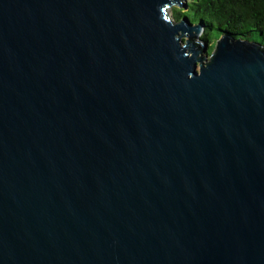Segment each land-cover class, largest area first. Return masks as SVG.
I'll return each mask as SVG.
<instances>
[{
    "label": "water",
    "instance_id": "obj_1",
    "mask_svg": "<svg viewBox=\"0 0 264 264\" xmlns=\"http://www.w3.org/2000/svg\"><path fill=\"white\" fill-rule=\"evenodd\" d=\"M184 1L0 0V264H264V45Z\"/></svg>",
    "mask_w": 264,
    "mask_h": 264
},
{
    "label": "trees",
    "instance_id": "obj_2",
    "mask_svg": "<svg viewBox=\"0 0 264 264\" xmlns=\"http://www.w3.org/2000/svg\"><path fill=\"white\" fill-rule=\"evenodd\" d=\"M186 7H174V19L187 17L193 25L200 24L202 40L211 50L224 35L244 41L258 35L264 40V0H188ZM209 32L215 34L213 42Z\"/></svg>",
    "mask_w": 264,
    "mask_h": 264
},
{
    "label": "rangeland",
    "instance_id": "obj_3",
    "mask_svg": "<svg viewBox=\"0 0 264 264\" xmlns=\"http://www.w3.org/2000/svg\"><path fill=\"white\" fill-rule=\"evenodd\" d=\"M188 0H185L183 3L186 5V3L185 2H187ZM174 7H180V6H178V5H174L172 8H171V10H170V12H171V14L173 13V8ZM197 25V24H196ZM203 30L197 35V41H199V42H201V43H203L204 41L202 40V37H203ZM209 36H210V38L212 39V42L214 41V37H215V34H214V32H209ZM186 39H187V37H186ZM251 42H253V43H257V44H260V45H264V40L260 37V36H258V35H255V38H254V40L253 41H251ZM217 45V44H216ZM215 49L216 48H214L213 50H211V49H209V47H207V51H203V53L201 54V56H203V57H207L206 58V60H204V62L206 63L210 58H211V56L213 55V53H214V51H215Z\"/></svg>",
    "mask_w": 264,
    "mask_h": 264
}]
</instances>
